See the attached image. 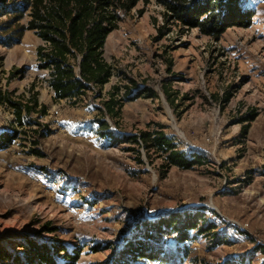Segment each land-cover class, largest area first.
Wrapping results in <instances>:
<instances>
[{"label":"rangeland","instance_id":"1","mask_svg":"<svg viewBox=\"0 0 264 264\" xmlns=\"http://www.w3.org/2000/svg\"><path fill=\"white\" fill-rule=\"evenodd\" d=\"M246 2L251 24L217 39L166 18L157 0L118 8L102 53L113 74L66 100L48 89L33 31L0 46V92L37 101L21 125L0 103V131L18 132L0 149V264H22L33 243L60 247L57 264L74 249L75 264H264V1ZM135 86L156 95L137 96ZM113 87L122 100L114 121L100 113ZM99 118L114 140L100 135ZM160 126L205 162L165 167L131 142ZM197 210L208 232L190 230L179 243L173 233L150 235L147 224ZM138 241L159 253H133Z\"/></svg>","mask_w":264,"mask_h":264},{"label":"trees","instance_id":"2","mask_svg":"<svg viewBox=\"0 0 264 264\" xmlns=\"http://www.w3.org/2000/svg\"><path fill=\"white\" fill-rule=\"evenodd\" d=\"M0 0V46L7 48L18 44L23 33L31 30L46 45L36 47L38 67L48 72L47 84L52 89L57 100L71 99L83 95L88 90H100L113 74V68L102 56L107 35L116 28L118 17L116 10L129 11L139 0ZM247 0H157L167 12L166 18L177 21L186 29L196 28L205 36L217 39L230 27H248L255 10ZM264 1V0H263ZM28 19L20 24L24 15ZM79 56L78 63L75 62ZM77 67V70L75 67ZM137 96H155L151 89L135 86ZM117 87L102 102V116L114 121L120 99L115 98ZM128 92L126 93V97ZM131 97H135L131 96ZM130 97V99H131ZM0 103H6L12 109L14 122L21 125L22 111L30 114L37 107L34 96L28 100H13L9 94L0 92ZM44 113V107H39ZM251 117V116H249ZM99 133L114 140L115 136L108 123L103 118L97 119ZM115 123V122H114ZM17 130L0 131V149L9 145L17 135ZM126 139V138H124ZM131 142L140 144L147 154L155 153L162 158L165 167L175 166L179 169H189L205 162L204 158L195 152H186L178 148L171 137L167 136L162 126L151 131H142L133 136ZM195 213L172 215L157 224H147L154 230L155 237L162 233L176 234L177 243L188 239V232H208L212 224L203 219V210ZM213 235V234H212ZM150 237V236H148ZM61 251V248H58ZM57 251L51 247L29 245L22 264L37 261L39 264H57ZM181 251V249H177ZM130 251L153 250L147 242L132 244ZM264 254V250H260ZM66 252V251H65ZM79 250L63 253L61 264H75ZM133 257V256H131ZM2 257L0 256V259ZM126 258V257H125ZM124 264H134L128 258Z\"/></svg>","mask_w":264,"mask_h":264},{"label":"built area","instance_id":"3","mask_svg":"<svg viewBox=\"0 0 264 264\" xmlns=\"http://www.w3.org/2000/svg\"><path fill=\"white\" fill-rule=\"evenodd\" d=\"M41 45H46V43H44L43 41H41ZM78 61H79V56H76V58H75V62L76 63H78ZM75 67V69L77 70V67L76 66H74ZM47 75H48V72H47ZM47 79H48V76H47ZM48 89L53 93V91H52V89L48 86ZM66 100V99H65ZM245 225V224H244ZM244 225H241L240 226V229L241 230H245V226Z\"/></svg>","mask_w":264,"mask_h":264}]
</instances>
